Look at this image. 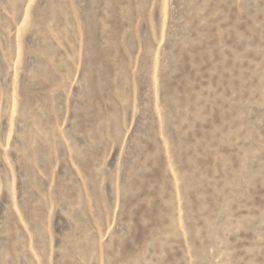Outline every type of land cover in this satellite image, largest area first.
I'll return each mask as SVG.
<instances>
[{
	"label": "rangeland",
	"instance_id": "374dc122",
	"mask_svg": "<svg viewBox=\"0 0 264 264\" xmlns=\"http://www.w3.org/2000/svg\"><path fill=\"white\" fill-rule=\"evenodd\" d=\"M0 264H264V0H0Z\"/></svg>",
	"mask_w": 264,
	"mask_h": 264
}]
</instances>
